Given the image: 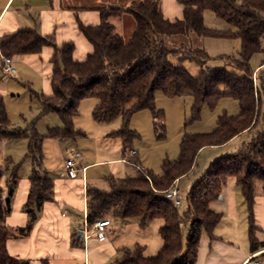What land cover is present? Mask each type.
Instances as JSON below:
<instances>
[{
	"label": "trees",
	"instance_id": "obj_1",
	"mask_svg": "<svg viewBox=\"0 0 264 264\" xmlns=\"http://www.w3.org/2000/svg\"><path fill=\"white\" fill-rule=\"evenodd\" d=\"M183 7L181 18L171 20L161 11V1L135 2L129 7L111 6L102 9V21L95 26L79 24L81 32L92 45V51L83 61L73 58L75 45L65 42L57 46L53 36H44L31 28L0 40V53L11 57L40 54L44 47H55L53 58V95L42 96L41 118L50 112L59 115L62 128L50 131L52 137L70 138L83 134L74 128L80 103L87 98L98 100L93 111L96 122L122 120L116 133L125 146L136 138L130 131L132 116L150 110L155 126L163 113L156 109V95L162 92L169 98H193L191 121L201 119L202 108H214L223 98L237 100V115L224 113L218 117L217 127L208 133H185L180 144L178 159L165 158L163 174L139 170L135 176L124 179L110 178L107 190L92 188L88 191V222L95 224L107 217L137 219L146 224L162 219L160 233L164 244L155 257H144L141 246L126 249L114 264H194L199 242L204 234L212 235L221 220V214L210 208V203L222 195V189L235 178L249 208V234L254 250L256 242L253 207L257 191L264 193V71L255 77L251 59L264 51V0H178ZM211 10L226 21L231 30L221 31L206 27L204 13ZM130 14L135 29L128 40L115 30L109 18L119 12ZM194 34L198 37L237 38L241 41L239 57H223L225 67L210 68V56L204 48L172 46L168 37ZM172 58L188 60L201 67L194 77L182 67H176ZM13 127L5 103L0 98V143L5 139L29 140V155L34 162L30 178L31 189L26 203L29 225L13 230L6 225L11 211L10 197L17 176L7 186L3 196L0 188V264H29L13 257L7 249L11 238L27 235L45 201L54 198V178L43 166L42 137L35 129ZM163 127V126H162ZM161 127V128H162ZM256 130L253 139L244 144L235 155L212 163L203 177L193 186L187 208L179 207L166 198L178 179L190 173L195 160L205 147L221 146L247 131ZM162 132V137H163ZM161 134L158 137H161ZM17 168V167H16ZM17 231V234H16Z\"/></svg>",
	"mask_w": 264,
	"mask_h": 264
},
{
	"label": "crops",
	"instance_id": "obj_2",
	"mask_svg": "<svg viewBox=\"0 0 264 264\" xmlns=\"http://www.w3.org/2000/svg\"><path fill=\"white\" fill-rule=\"evenodd\" d=\"M141 1L153 0H0V40L5 35L16 34L23 28H31L44 36L53 35L57 46L65 42H73L74 60L83 61L93 48L81 32L79 24L98 25L102 21V9L111 6L126 8ZM160 1L161 11L165 17L171 20L182 17L183 7L178 0ZM109 21L118 33L126 34L128 38L135 29L134 18L123 11L110 17ZM55 51V47L46 46L40 54L13 56L17 73L9 75L2 72V58L5 56L0 53V98L5 103L13 127H20L11 119L10 112L15 105H19L17 97H21L18 94L21 88L26 90L28 104H33L34 101L39 103L42 109L39 108L41 114L43 112L42 96L53 95ZM263 69L260 66L256 67L255 74L256 70L261 72ZM13 75H17L21 81L15 82ZM37 86H41V92L35 90ZM97 104L98 101L86 99L80 103L79 114L74 119V128L83 135L75 139L50 135L52 129L63 127L61 119L60 122L53 120L44 135L39 133L35 124L36 132L42 137L43 166L51 175L54 174V198L45 201L41 209L37 211L36 219L31 223L27 235L8 240L7 249L11 256L25 260L29 264H114L126 249L141 246L144 257H155L163 247L164 241L160 229L165 221L162 219H154L142 224L137 219L107 217L102 220H110L111 225L105 228L102 235L95 224L90 225L88 222V191L90 189L107 190L111 177L124 179L135 176L139 170H144L139 151L131 148L138 136L137 132L134 131L136 138L129 143V147H126L122 138L116 134L121 129V119H119L120 129H113L117 124L109 128L104 126L112 125L111 122H97L99 124L97 128L91 123V126L95 128L91 130L96 139L91 137L85 144V139L89 137V129H87L89 126L86 129L81 128L80 113L88 107L90 111H94ZM52 113L55 112L47 113L49 115L46 114V118H51ZM135 115L136 113L131 120ZM20 116L23 115L20 113ZM24 120L27 119L24 118ZM35 121L28 124L27 128ZM246 134L247 139L243 141L241 147L249 142L253 131L244 132L239 136ZM103 136L118 138L123 147L122 155L120 151L117 155L114 153L115 146L106 144L102 146L89 144L88 146L89 142H97V138ZM231 141L214 148L224 149ZM69 148L73 150V153L76 152V158L69 152ZM98 154L103 155L105 159H97ZM67 158H73L77 163L79 172L74 179L70 178L64 169ZM197 158L190 173L174 184L179 191L177 184L189 179L184 181L188 190L179 192L183 199L182 206L185 200L188 205L187 199L191 189L208 170H203L199 176H195ZM210 160L209 166L219 158L214 157ZM33 164V159L29 155L27 138L5 139L0 143V188L3 189V196L7 194L8 184L11 182L13 185L11 179L17 176V182L10 197L11 211L6 218V225L13 230V233L29 225L26 203L31 189L30 178L33 174ZM106 165L111 168L105 170L103 167ZM113 165L116 169H113ZM104 181L107 182V187H103ZM210 208L222 215L221 220L212 235H202L194 264H247L251 256L264 250V193L261 188L257 191L253 207L257 227L255 236L258 249L256 250L253 248L249 234V208L235 178H229L222 189V195L210 203ZM255 260L264 264V252Z\"/></svg>",
	"mask_w": 264,
	"mask_h": 264
},
{
	"label": "rangeland",
	"instance_id": "obj_3",
	"mask_svg": "<svg viewBox=\"0 0 264 264\" xmlns=\"http://www.w3.org/2000/svg\"><path fill=\"white\" fill-rule=\"evenodd\" d=\"M204 22L206 27L214 30H231L232 27L223 19L218 18L215 13L211 10H206L204 13ZM53 36V35H51ZM124 38L128 40V36L123 34ZM56 37V34H55ZM167 42L172 46L181 47L182 45L204 48L208 55L210 56L211 60L208 62V66L210 68H218V67H225V58L223 57H239L240 50H241V41L237 38H219V37H198L194 34L185 36H172L167 38ZM172 63L176 67H182L189 72L190 75L196 77L201 72V67L194 62H190L188 60L180 61L177 58H172ZM251 66L255 70L256 67L260 66L261 69L264 68V51L255 53L251 59ZM228 71L235 72V69L231 66L226 65ZM264 71V69H263ZM262 72V71H261ZM259 70H256L255 77L259 76ZM264 76V75H263ZM16 81L19 82L21 79L17 75L12 76ZM37 81V80H35ZM19 84V83H17ZM41 86L36 87L35 90L41 92ZM21 97H17L19 100V105H15L12 110L10 117L14 121L16 125H19L22 128H27L28 124L35 121L41 114V107L37 101H34L32 104H28L26 101L27 93L26 90L21 88L19 93ZM29 96V95H28ZM30 99V98H29ZM86 100L90 101H98L94 98H87ZM85 104V103H84ZM193 104V98L190 96L186 97H174L169 98L164 95L162 92H159L156 96V109L163 113L162 119H160L157 123V127L155 126V120L153 118V114L150 110H143L136 113L135 117L130 122V131L133 130L137 132L138 136L134 140L131 148L139 151V157L141 160V165L144 170H148L155 175H162V167L161 164L165 158L174 161L178 159L180 154V144L182 137L185 133L191 134H200V133H208L213 131L217 127V120L218 117L227 113L228 115H237L240 112V105L237 100L232 98H223L221 99L218 104L214 107L204 106L201 111V119L198 121H191V109ZM39 108L41 110H39ZM20 113L23 116H20ZM49 115V114H47ZM46 116H42L36 121V126L38 127V131L41 135L47 133V127L53 120L56 122H60V118L56 113H52L51 118H46ZM81 118L79 121V125L81 128L87 129L89 132V137L85 139V144H87L88 140L91 137H94L93 131L91 130L92 127L91 123L94 126L99 125L93 119V110L90 111L89 107L83 110L80 113ZM27 120H24V118ZM46 118V119H45ZM112 125H104L114 126L113 124H117L113 129H120V121L119 119L114 120L111 122ZM109 123V124H111ZM163 126V127H162ZM162 127V128H161ZM102 128V127H101ZM95 129V128H94ZM97 130V129H96ZM162 132L163 137H162ZM256 130L253 131V135L249 138V142L253 139ZM98 134V133H97ZM161 134L159 138L158 135ZM247 134L239 136L235 138L227 147L224 149H217L214 147H207L204 148L203 151L199 153L197 158V166L195 170V176H199L203 170L208 169L210 159L214 157H218L219 159L222 157H227L231 155H235L238 153L242 143L244 140L247 139ZM96 139V138H95ZM83 140V139H82ZM92 140V139H91ZM102 146V145H109L115 146L114 153L120 151L121 155L123 153V147L120 143V140L116 137H102L97 138V142L92 141V143H88V146ZM87 146V145H86ZM216 147V146H215ZM69 152L73 154L76 158V152L73 153V150L69 148ZM72 151V152H71ZM119 153V152H118ZM230 153V154H228ZM234 153V154H233ZM223 155V156H222ZM107 157V156H106ZM79 159V158H77ZM97 159H105L103 155L98 154ZM26 167V165H25ZM24 167V168H25ZM105 170L111 168L110 166L106 165L103 167ZM113 169L116 167L113 165ZM54 176V174H52ZM189 180V179H186ZM184 180V181H186ZM182 181L178 183L177 186L179 187V192L187 191L188 187L185 182ZM107 182H103V187H107ZM102 185V184H101ZM182 197V196H181ZM186 199V195L184 196ZM183 200V199H182ZM187 206L186 200L179 207L180 211H184Z\"/></svg>",
	"mask_w": 264,
	"mask_h": 264
},
{
	"label": "built area",
	"instance_id": "obj_4",
	"mask_svg": "<svg viewBox=\"0 0 264 264\" xmlns=\"http://www.w3.org/2000/svg\"><path fill=\"white\" fill-rule=\"evenodd\" d=\"M2 72L7 75L17 73V68L14 65L13 58L6 56L2 58ZM132 154H135V152H132ZM64 169L68 174V176L72 179L76 178L79 172L77 163L73 158H67L65 160ZM166 198L177 206L181 205L182 198L176 186H173L171 190L166 192ZM110 225H111L110 220H100L95 223L96 229L101 235L104 233L105 228H107ZM263 252L264 250H261L260 252L251 256L247 260V264H261V262L255 260V258L260 254H262Z\"/></svg>",
	"mask_w": 264,
	"mask_h": 264
}]
</instances>
